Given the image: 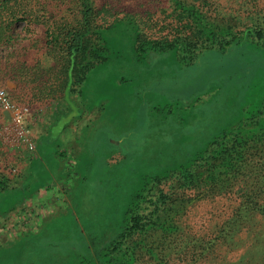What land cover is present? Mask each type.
<instances>
[{
	"label": "rangeland",
	"instance_id": "374dc122",
	"mask_svg": "<svg viewBox=\"0 0 264 264\" xmlns=\"http://www.w3.org/2000/svg\"><path fill=\"white\" fill-rule=\"evenodd\" d=\"M47 2L49 14L72 15ZM94 4L108 55L70 104L22 105L0 76L13 106L27 107H7L5 118L0 97V170L10 179L0 264H264V46L218 50L248 27L264 30V0ZM25 24L13 44L30 60L44 28ZM39 134L48 153H62L42 157L19 187ZM129 207L148 229L117 247Z\"/></svg>",
	"mask_w": 264,
	"mask_h": 264
},
{
	"label": "trees",
	"instance_id": "16d2710c",
	"mask_svg": "<svg viewBox=\"0 0 264 264\" xmlns=\"http://www.w3.org/2000/svg\"><path fill=\"white\" fill-rule=\"evenodd\" d=\"M57 1L60 6H67L65 10L72 9V15L49 14L47 0H0V76L2 74L15 82L17 101L22 105L59 98L70 104V94L76 90L75 86L84 83L89 72L107 59V48L101 42L99 30L106 22H98V17L103 20L104 17L94 0ZM36 5H40L43 11L40 15L33 13ZM32 21L43 26L44 43L42 50L39 48L30 60H22V54L17 53L13 44L14 37L20 35L16 26L25 22L26 27ZM248 41H261L264 46V30L248 27L242 38L233 35L218 50L228 44L233 46ZM9 182L8 176L0 170V192L7 190ZM125 213L127 225L117 247L127 236L148 229L143 215L137 210L129 207ZM82 247L87 249L88 245ZM95 247L102 249V246ZM112 260L113 264H122L118 258Z\"/></svg>",
	"mask_w": 264,
	"mask_h": 264
},
{
	"label": "crops",
	"instance_id": "0c3cea01",
	"mask_svg": "<svg viewBox=\"0 0 264 264\" xmlns=\"http://www.w3.org/2000/svg\"><path fill=\"white\" fill-rule=\"evenodd\" d=\"M46 142H48V138H44L42 134H39V136H36V139L34 142V151L29 155H25L24 160L27 161V163L24 165V168L22 170L23 177H24V175H27L28 178H30V176H32L31 175L32 172L35 171L36 173H39L41 170H43L40 161H42L44 156H48V157H51L52 159H54L56 157V155H59L60 153H62V151H58L56 153V155L48 153L47 152L48 149L46 148ZM68 142L69 141L62 142V143L69 144ZM53 150H55V149H53ZM55 152H56V150H55ZM27 181L28 182L24 183L23 179H22L20 184H19V187H21L22 185H24V186L31 185V183H32L31 178L28 179ZM4 192L6 193V190Z\"/></svg>",
	"mask_w": 264,
	"mask_h": 264
},
{
	"label": "built area",
	"instance_id": "2783aa9c",
	"mask_svg": "<svg viewBox=\"0 0 264 264\" xmlns=\"http://www.w3.org/2000/svg\"><path fill=\"white\" fill-rule=\"evenodd\" d=\"M0 97H1V99H2V103L4 104V105H6V108H5V110H8L9 112H10V110H9V108H7V107H13V108H16V112L18 113H20L21 112V110L23 111V110H25V111H27V107L26 108H23V109H20V107H15V106H13V104L11 103V101L9 100V98H8V96L6 95V92L3 90V89H0ZM16 113V114H17ZM22 113V112H21ZM20 117H22V116H20Z\"/></svg>",
	"mask_w": 264,
	"mask_h": 264
},
{
	"label": "water",
	"instance_id": "95a60500",
	"mask_svg": "<svg viewBox=\"0 0 264 264\" xmlns=\"http://www.w3.org/2000/svg\"><path fill=\"white\" fill-rule=\"evenodd\" d=\"M4 116L5 118H10V112L8 110H4Z\"/></svg>",
	"mask_w": 264,
	"mask_h": 264
}]
</instances>
